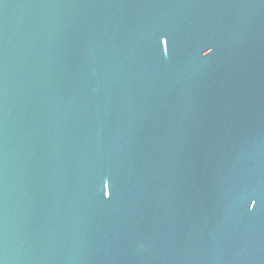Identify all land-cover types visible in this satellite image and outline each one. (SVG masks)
Returning a JSON list of instances; mask_svg holds the SVG:
<instances>
[{
	"label": "water",
	"instance_id": "95a60500",
	"mask_svg": "<svg viewBox=\"0 0 264 264\" xmlns=\"http://www.w3.org/2000/svg\"><path fill=\"white\" fill-rule=\"evenodd\" d=\"M0 264H264V0H0Z\"/></svg>",
	"mask_w": 264,
	"mask_h": 264
}]
</instances>
